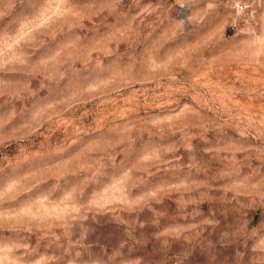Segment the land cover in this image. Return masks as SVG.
I'll return each instance as SVG.
<instances>
[{
	"label": "rangeland",
	"instance_id": "374dc122",
	"mask_svg": "<svg viewBox=\"0 0 264 264\" xmlns=\"http://www.w3.org/2000/svg\"><path fill=\"white\" fill-rule=\"evenodd\" d=\"M0 264H264V0H0Z\"/></svg>",
	"mask_w": 264,
	"mask_h": 264
}]
</instances>
